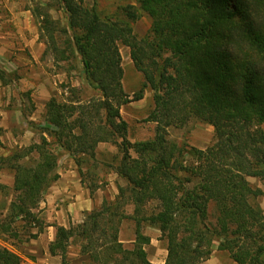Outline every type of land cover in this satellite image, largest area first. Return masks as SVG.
<instances>
[{
    "label": "trees",
    "instance_id": "1",
    "mask_svg": "<svg viewBox=\"0 0 264 264\" xmlns=\"http://www.w3.org/2000/svg\"><path fill=\"white\" fill-rule=\"evenodd\" d=\"M55 2L67 24L51 16L50 4L36 5L31 13L39 38L55 65L72 58L79 62L94 95L50 97L42 133L55 138L80 176L86 159L95 162L99 143L116 146L121 157L113 171L125 184L116 185L114 198L103 199L81 223L55 225L49 253L64 262L76 237L80 254L92 264H156L147 259L150 237L141 230L149 223L166 240L160 264H200L214 243L235 264H264V214L257 202L264 191L249 181H264V0H136L137 7L124 8L122 21L101 18L84 0ZM140 12L151 19L142 37L132 26ZM57 35L65 36L61 44ZM119 44L129 47L143 77L131 98L122 86ZM0 78L5 83L2 72ZM146 87L153 93L147 120L155 123L154 135L132 142L120 108L142 99ZM190 119L213 127L214 140L206 148L168 139V128ZM49 146L43 136L39 143L0 156V168L13 174V197L0 215V264H22L2 241L21 240V232L29 241L42 231L39 204L59 177L58 157ZM6 189L0 184V192ZM124 219L135 224L131 249L119 239ZM31 227L37 231L28 232Z\"/></svg>",
    "mask_w": 264,
    "mask_h": 264
},
{
    "label": "rangeland",
    "instance_id": "2",
    "mask_svg": "<svg viewBox=\"0 0 264 264\" xmlns=\"http://www.w3.org/2000/svg\"><path fill=\"white\" fill-rule=\"evenodd\" d=\"M25 5L32 10L36 7V5L41 4H50L52 6L49 9L51 16L60 22L61 26H66L67 19L63 12L60 10H56V2L55 0H24ZM84 4L87 7H92L95 5V9L99 16L103 19H108L112 21H122L125 19L124 8L127 5H134L137 7L136 0H84ZM35 23H37L38 29V22L36 18H34ZM151 19L150 17L144 13H139V18L133 23V31L138 37L145 36L150 29ZM57 41L59 44L65 39L64 35H57ZM119 52L121 56V67L123 70L122 76V86L124 91L132 97L134 92H137L141 87L143 82L142 74L136 70L131 58H130V50L129 47L119 44ZM44 61L49 63L51 66L49 67V73L52 76L53 80L55 81V86L57 88V93L54 97H56L59 101H64L69 97H73V99H80L86 100L93 96V92L86 86L83 76L81 74L79 62L75 59H70L69 61H59L56 65L54 64V60L52 55L49 52H45ZM5 82L10 81L11 79H16L17 75L12 72L3 73ZM72 89L75 91L72 92ZM152 91L149 87H146L143 91V97L137 101H131L126 103L125 105L121 106L120 114L122 119H124L128 124V131L127 137L131 141H139V140H146L150 139L154 135L155 123L148 121L147 116L149 112L153 108V99H152ZM28 129L32 132L34 131V135L27 145L32 143H39L41 138L44 136L47 141L50 143V148L57 154L58 157V166L63 168L66 167L68 164L67 156L68 153L61 149L55 142V138L50 135L49 133H42V128L46 126L44 124H31L30 122H26ZM23 131L25 128L24 126L20 127ZM168 139L171 142L176 143L179 146H193L199 149H204L209 146L214 140V130L213 127L207 123H204L198 119H190L186 124L182 127H170L168 128ZM110 144V143H109ZM112 145V144H110ZM21 146V147H22ZM113 151H108L103 149L99 151L98 156L96 157L95 162L85 160V163L82 164L83 175L81 176L82 182H86L88 186H91L92 189H96L97 187H101L104 191L103 197L107 200H112L113 195L115 196L114 190L112 187H107L106 183L108 178V174L113 171L114 167L117 166L119 162V158L121 157V153L118 148L114 145ZM18 147V146H16ZM14 147V148H16ZM13 148V149H14ZM12 149V150H13ZM35 155V154H34ZM33 155V156H34ZM70 157V156H69ZM27 159H24L25 161ZM3 170L8 173L12 172L6 167H2ZM3 175V174H2ZM1 175V176H2ZM3 175L2 181L8 180V176ZM113 179V178H112ZM115 184L118 185L117 179H113ZM98 181H101L99 184ZM250 183L253 186H257L264 191V181L259 180L258 178H249ZM1 184V183H0ZM125 184V182H124ZM116 187V186H115ZM6 194L0 192V215H5V205H6L13 197V192L10 189H6ZM117 193V188L115 189ZM257 202L259 203L263 214H264V196H259L257 198ZM100 204H95L93 208L98 207ZM39 216L44 223L42 226V231L45 230V214L46 212L41 207V202L39 204ZM126 212L131 214L132 206L126 207ZM208 214H209V221L211 223L215 222V207L214 203L210 202L208 206ZM75 225V224H74ZM135 224L134 221L131 219H124L120 225L119 239L122 241L123 245L127 249H131L133 247V240L135 238L134 234ZM141 230L145 235L154 236L157 235V241L152 243V247L146 245L145 250L147 253V259L152 258V253H154L158 261L165 259L167 251H166V240L160 238L159 230L150 225L149 223H143L141 226ZM37 231L36 227H31L28 229V232L35 233ZM41 231V232H42ZM27 232H21V240H11L7 239L6 242L2 241L1 244L8 246L10 249L15 251L16 253L21 252L22 256V264H33L36 262L35 257L29 256L23 253L24 246L29 241H24ZM78 239L74 237L71 239L70 244L67 249L71 255L66 254L65 261L62 262L61 257L51 259L47 258L45 261H42L40 264H70L69 258H73L77 252V247H79V243L77 242ZM49 245V244H48ZM217 243L213 244V250L211 255L202 261L200 264H235L231 258L229 257L228 253L225 251H219L216 248ZM19 254V253H18ZM69 256V257H68ZM38 263V262H37ZM83 264H92L87 258L83 261Z\"/></svg>",
    "mask_w": 264,
    "mask_h": 264
},
{
    "label": "crops",
    "instance_id": "3",
    "mask_svg": "<svg viewBox=\"0 0 264 264\" xmlns=\"http://www.w3.org/2000/svg\"><path fill=\"white\" fill-rule=\"evenodd\" d=\"M44 56L45 43L39 38L37 23L25 1L0 0V72L17 75L16 79L5 83L0 78V156H6L14 147L30 142L35 132L26 127V122L37 125L46 123L45 105L50 97L55 96L57 88L48 70L51 65L44 61ZM24 125L21 131L20 127ZM103 149L113 151V146L106 142L99 143L96 157ZM67 159L66 167L57 166L59 177L44 192L41 200V207L46 212V228L26 243L23 249L24 254L35 257L33 264L58 257L48 251V244L54 240L55 225L67 228L81 223L85 213L104 199L103 189L99 186L91 193L86 182H82L72 158L67 156ZM2 174L7 175L0 168V183L12 189L13 174L8 173V180L4 181ZM112 178L117 179L120 185H124L125 181L114 171L108 174L106 186L112 187L113 194H116ZM148 236V246L152 247L157 235ZM18 253L22 256L21 252ZM66 254L71 255L69 251ZM72 255L74 257L69 258L70 264H83L88 258L80 254L79 247ZM151 256L149 261L152 263L160 264L165 260L158 261L154 253Z\"/></svg>",
    "mask_w": 264,
    "mask_h": 264
}]
</instances>
